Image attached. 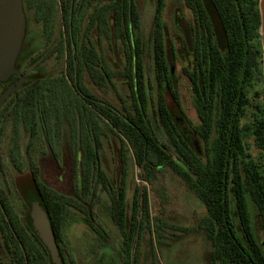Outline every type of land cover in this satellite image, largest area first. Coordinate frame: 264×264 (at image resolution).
Here are the masks:
<instances>
[{
  "label": "trees",
  "instance_id": "16d2710c",
  "mask_svg": "<svg viewBox=\"0 0 264 264\" xmlns=\"http://www.w3.org/2000/svg\"><path fill=\"white\" fill-rule=\"evenodd\" d=\"M186 2L193 7L192 0ZM23 3L24 10L34 13L35 22L42 25L47 37L46 53L36 64L41 66L55 57L65 67L55 77L31 76L7 103L0 117V132L11 119L23 123L29 138L26 152L31 157L40 140L41 107H46L49 117L63 101L67 108L79 113L81 133L88 125L92 136L87 142L80 141L85 157L81 163L80 188L75 196L61 194L44 183L32 165L30 185L23 180L16 185L27 210L21 217L14 211L11 190L0 185V248L6 257L0 264H52L47 249L31 229L33 205L47 210L64 264L71 257L64 228L73 210L84 217L95 233L107 239V233L96 221L95 208L102 202L101 192L108 195V214L122 237L123 263L140 264L145 231L151 235L153 229L164 224L160 215L151 213L147 185H152L165 169L179 177L206 207L208 217L202 229L212 246V264H264L261 240H264V103L254 108L252 121L242 122L250 100L244 92L248 83L236 63L219 61L214 65L213 74L196 70V76L202 81L189 75L197 93L200 122L190 124L188 129L197 146L184 137L175 119L179 98L171 75L175 62L167 54V27L163 20L166 0H157L153 30L147 43L153 64L150 72L146 70V42L135 0H23ZM57 10L61 12L62 33L53 42ZM203 17L207 18L205 10ZM85 31L91 38L98 34L102 38L100 44L108 40L110 44L121 45L123 68L112 69L107 59L99 55L94 42L86 44ZM85 73L103 90L114 85L115 79L125 80L130 102L121 98L120 107L104 102L96 110L90 109L82 99ZM110 136L121 146V171L114 178L104 169L99 156ZM13 150L20 151L19 138ZM129 152L142 181L135 190L132 214L128 213L127 205ZM11 160L24 176L20 152ZM71 261L75 264L72 258ZM152 264H160L154 253Z\"/></svg>",
  "mask_w": 264,
  "mask_h": 264
},
{
  "label": "rangeland",
  "instance_id": "374dc122",
  "mask_svg": "<svg viewBox=\"0 0 264 264\" xmlns=\"http://www.w3.org/2000/svg\"><path fill=\"white\" fill-rule=\"evenodd\" d=\"M135 2L141 15L143 41L146 42V70L150 72L153 64L151 47L147 43L153 30L157 0H135ZM97 3L96 1L94 5ZM176 5V0H167L164 15V21L173 34L177 31L174 22ZM85 18L88 23V15ZM28 22L29 45H32L28 54L31 55L33 52L35 56V62L27 68L28 72L52 77L59 75L65 63L55 57L41 66L36 64V61L41 60L43 54L46 53L47 37L43 33L42 25L35 22L33 12H28ZM61 23V12L57 10L53 42L58 40L62 33ZM109 42L108 40L102 42L105 57L112 69H122L124 66L122 46L118 43V45L113 43L112 46ZM28 54L25 56L28 57ZM85 83L88 84L89 89L93 90L87 77ZM102 93L105 100L116 107L122 105L121 98L130 102V90L123 79H115L114 85H109ZM65 99L68 100L67 97ZM74 99L77 101V97ZM49 102L47 105L50 104ZM186 107L190 108V103ZM45 111L46 107L42 106L39 119L40 140L31 157L26 155L28 135L22 127L17 129L14 122H11L0 140V152H10L15 147L16 136L20 135V155L24 160L26 174L22 176L18 172L7 154L6 157L0 158L4 165L0 174L5 172L0 178L7 183L2 186L11 190L14 211L21 217H24L27 210L23 206V198L16 185L20 180L30 185L32 165L40 173L41 180L61 194L75 196L80 188L81 163L84 157L80 143L79 113H74L69 106L67 108V103L63 101L54 108L53 112L49 113V117L46 116L47 111ZM188 112L193 113L192 109ZM120 147V142L113 136L105 140L102 153L103 167L112 178L115 173L121 171ZM255 153L258 154L256 151ZM127 169V205L128 213L132 214L135 190L138 185L142 184V181L138 177L140 170L135 165L131 152L127 156ZM147 186L151 213L153 216L160 215L164 224L153 229L151 235L145 231L140 249V264H152V253L155 254L160 264H212V246L202 229L203 222L208 217L204 204L192 195L183 181L169 169H165L152 185ZM100 195L102 202L95 209L96 221L107 233V239L95 233L84 221V217L78 211L73 210L64 228L65 243L71 255V257L68 256V264H73L71 258L75 264H124L120 256L122 237L108 214V195L103 192ZM4 259H6L5 253L0 248V260Z\"/></svg>",
  "mask_w": 264,
  "mask_h": 264
},
{
  "label": "flooded vegetation",
  "instance_id": "af4514ba",
  "mask_svg": "<svg viewBox=\"0 0 264 264\" xmlns=\"http://www.w3.org/2000/svg\"><path fill=\"white\" fill-rule=\"evenodd\" d=\"M222 2H224L223 5H221V0H192L193 7L190 8L186 0H176L177 5L174 14V22L177 31L175 34L170 31L168 25L165 23L167 27V54H169L170 59L175 62L171 75L176 84L174 89L179 98V106L176 109L175 119L179 124L181 133L184 137L190 143L192 142L194 144H197V140L189 131L188 126L190 124L199 123L200 118L197 112V93L189 75L192 77L194 76L198 81L203 80L196 76V70L198 72L201 70L203 74L207 71L213 74L215 73L214 65L219 61H225L228 64L232 62L236 63L238 71H241L243 80L248 83L244 92L248 94L250 100V106H248L249 111L247 115L242 118V122L252 121V119L255 118L253 113L254 108L257 109V105L261 106L264 103V50L260 9L261 0H222ZM166 8L167 0L165 10ZM204 10L207 14V18L203 17ZM213 13L217 15L222 25L224 35V40L222 41L214 24ZM25 14L27 19L26 35L16 62V69L27 79L24 84L28 83L31 76L34 75L29 73L27 68L32 62H35L34 53L32 52L31 55L28 54L32 45H29L28 12L25 11ZM179 20L185 21L190 27L191 47L187 43L184 31L179 27ZM87 25L88 23L85 22V27ZM100 40H102V38L100 39L98 34H95V37L91 38L87 31H85L84 42L88 45L90 41L94 42L97 50L100 52L99 55L105 57L103 43L100 44ZM115 44L118 45L117 42H115ZM113 45L114 44L112 43V46ZM26 54L29 56L26 57ZM86 77L89 79V83L93 90L89 89L88 84L85 83ZM19 79L20 78L17 75H14L10 77L7 82H0V97ZM82 82L85 88V97H82V99L90 109L96 110V107L102 106L104 102H108L102 95L103 89L96 86L88 73H85ZM22 87L15 94L10 96V98L0 107V117L3 115L7 103L22 89ZM117 94L119 96V92ZM216 94L218 95V93ZM188 103H190V108L186 107ZM189 109H192V114L188 112ZM39 121L40 120L38 119V122ZM11 122L15 123L17 129L22 127L26 132L23 123L11 119L7 123L3 132H0V140L5 135ZM100 126H102V122ZM66 136L68 137V135ZM90 136H92L91 129L86 125L84 133H81V141L84 140L87 142ZM19 137L20 135L16 136L15 142ZM13 149L14 147L10 152L1 151L0 158H3L4 156L6 157L7 154H9L11 158L13 155L20 152L14 151ZM99 153V156H102L103 151ZM82 154L83 157H85V151L83 148ZM0 163L1 171L4 169L2 159L0 160ZM4 173L5 172L1 174ZM0 185H7V183L0 178ZM261 240L264 242L263 239Z\"/></svg>",
  "mask_w": 264,
  "mask_h": 264
},
{
  "label": "water",
  "instance_id": "95a60500",
  "mask_svg": "<svg viewBox=\"0 0 264 264\" xmlns=\"http://www.w3.org/2000/svg\"><path fill=\"white\" fill-rule=\"evenodd\" d=\"M260 9L264 50V0L260 2ZM212 16L222 41L224 40L222 25L215 13H213ZM178 24L184 31L187 43L191 47L192 42L189 25L183 20H179ZM26 28L27 19L23 0H0V82L5 83L14 75L20 78L0 97V107L10 96L15 94L27 80L16 69V62L23 46ZM30 217L31 229L47 249L52 264H64L47 210L39 205H33L30 209Z\"/></svg>",
  "mask_w": 264,
  "mask_h": 264
}]
</instances>
